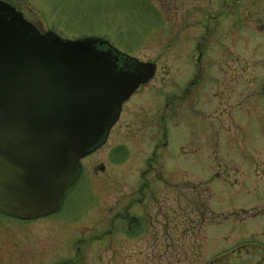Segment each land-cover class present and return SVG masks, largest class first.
<instances>
[{
    "label": "rangeland",
    "instance_id": "1",
    "mask_svg": "<svg viewBox=\"0 0 264 264\" xmlns=\"http://www.w3.org/2000/svg\"><path fill=\"white\" fill-rule=\"evenodd\" d=\"M11 2L39 32L104 40L155 63L156 73L123 105L105 145L81 161L58 212L28 221L0 214V264L257 263L261 243L264 251L262 0L239 1L232 36L220 19L225 30L217 34L211 18L217 2L232 7H222L225 0H202L188 30L180 6L166 11L155 0ZM216 92L244 107L222 111L226 97L217 101ZM137 221L140 231L131 227ZM242 246L256 250L238 253Z\"/></svg>",
    "mask_w": 264,
    "mask_h": 264
},
{
    "label": "water",
    "instance_id": "2",
    "mask_svg": "<svg viewBox=\"0 0 264 264\" xmlns=\"http://www.w3.org/2000/svg\"><path fill=\"white\" fill-rule=\"evenodd\" d=\"M108 42L39 32L0 1V214H55L122 105L155 76Z\"/></svg>",
    "mask_w": 264,
    "mask_h": 264
},
{
    "label": "flooded vegetation",
    "instance_id": "3",
    "mask_svg": "<svg viewBox=\"0 0 264 264\" xmlns=\"http://www.w3.org/2000/svg\"><path fill=\"white\" fill-rule=\"evenodd\" d=\"M1 2H3V3H6V4H8L9 6H11V7H13L15 10H17V11H19L18 10V8L16 7V5H15V3H12L11 1H16V0H0ZM18 1V0H17ZM155 1H157V2H159L160 3V5L161 6H163V8H164V6H165V8H166V11H170L172 8H173V10L174 9H177V7H181L182 9V12H183V16H184V19H185V29L186 30H188V21H190V18H189V16H190V14H191V12H193V13H195L196 11H197V9L198 8H200L201 7V4H202V0H166L165 2H164V0H155ZM239 1L240 0H225V2H222V4H221V6L222 7H226L227 5L228 6H232L227 12H226V10L228 9H226V8H224V9H221L220 8V6H219V3L217 2V4H216V9L215 10H213L212 9V11H219L220 10V12L218 13V14H216V16L215 17H211L213 20H215L216 21V23L214 24V30L216 31V33L218 34V32H223V30H225V29H223L222 30V28H220V25L221 24H219V22L217 21L218 19H220V20H223V24L225 25V27H227L226 28V30L225 31H227V34L228 35H230V36H232L233 34H234V20H235V18H236V14L237 15H239L238 13H237V11H235V8H236V6H238L239 5ZM245 1H247V3H248V0H245ZM212 5H214V4H212ZM176 7V8H175ZM164 8V9H165ZM237 10V9H236ZM211 12V11H210ZM209 13V12H208ZM212 14H215V13H213V12H211ZM22 14V13H21ZM192 15V14H191ZM207 17H209V16H207ZM226 18V19H225ZM247 19H249V17L247 18ZM258 22H260L261 24H262V32H264V0H262V18L258 21ZM198 25H200V24H198ZM223 34H221V35H218V37H220V36H222ZM262 35H264L263 33H262ZM224 36V35H223ZM198 46V45H197ZM201 58H202V55H201V53L199 54V55H197V57L195 58V61L196 62H198L199 60H201ZM139 91H136L135 93H134V95L136 94V93H138ZM188 92H189V89H188V87H187V89H185L184 90V93H183V98L182 99H184V101L186 100V98H187V96H188ZM231 92V91H230ZM230 92H228V93H226L225 95L223 94L224 92H220L219 94L216 92V93H214L213 94V98L214 99H216L217 101L219 100V99H221V100H224V98H225V101H227L225 104H226V107H224V104H221L220 106L222 107L223 106V110L222 111H225V109L226 108H231L232 109V111L231 112H233L235 109H234V107H237V108H239V107H244V105L243 106H239V105H237V106H234V105H232V104H230L229 103V101H228V96H229V99H231V93ZM127 103V102H126ZM125 105V104H124ZM234 106V107H233ZM166 107H167V105H166ZM122 109H123V106H122ZM214 111H216V112H219V111H221V109H219V106H217L214 110H213V112ZM229 111V112H230ZM242 111H245V112H249V109L248 108H246V109H242ZM121 113H122V110H121ZM121 116V115H120ZM230 120H228L227 119V123L229 124H233L234 122H233V117L230 115ZM226 122V121H225ZM221 123V122H220ZM225 125L226 126V128H225V126L224 125H222V127L220 128V130H221V132L222 133H226V136L228 135V133H229V129H228V126L229 125ZM215 128V127H214ZM215 129H218V128H215ZM217 152V151H216ZM82 171V170H81ZM137 220V219H136ZM133 223V222H132ZM131 223V227H132V229H134V230H141V227H140V222L139 221H137V223L136 222H134V224H132ZM140 233L141 232H138L137 233V235L139 236L140 235ZM262 234V233H261ZM253 250H256V249H251V248H247V247H245L244 246V248H243V246L241 247V248H239L238 247V249H237V252L238 253H240V252H242V251H244V253L246 254V255H248V254H250ZM263 250H264V248H263ZM258 253H259V260L257 261V263H251V264H264V251H262V243H261V246L258 248ZM234 254H236V252L234 253Z\"/></svg>",
    "mask_w": 264,
    "mask_h": 264
}]
</instances>
